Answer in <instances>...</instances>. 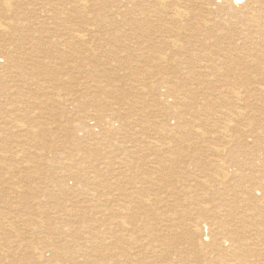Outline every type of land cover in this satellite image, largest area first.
<instances>
[{
    "label": "bare ground",
    "instance_id": "bare-ground-1",
    "mask_svg": "<svg viewBox=\"0 0 264 264\" xmlns=\"http://www.w3.org/2000/svg\"><path fill=\"white\" fill-rule=\"evenodd\" d=\"M89 1L74 0L76 4L69 12L63 11L64 5L58 7L56 16L53 14L60 18L64 13H79L81 18V25L77 29L65 33L63 49L55 50L54 54H60L59 60L68 58L64 55V48L71 50H67L70 55L78 50L75 51V44L85 48L79 50L83 69L78 71L77 79L78 97L81 99L79 105L83 108L84 116L67 133L61 149L55 152V145L37 142L36 134L43 135L46 130L28 122L27 114L22 110L25 107L19 109L24 112L21 113L23 115L16 113L14 118L10 113L11 116L5 118L3 114L7 111L1 112L0 103V120H3L0 124H4L0 128L9 127L8 124L13 122L18 124L16 126L22 125L25 130L19 134L21 138L24 137L28 143L33 142L39 150L35 157L31 156L32 151L29 152L28 147V150L20 151V156L25 158L20 163L26 165L25 171H29L20 176L21 181L25 182L23 187L13 184L11 189L15 194L20 190L22 194L26 191L35 193L37 171L54 165L59 169V174L48 182L42 180L40 184L58 191L59 198L51 197L61 200L33 205L38 215H48L52 210L53 216L44 217L43 220L31 210L26 215L29 218L21 217L24 218L19 223L22 226L16 225L24 229L21 235H17L18 229L14 227L13 217H10L12 213L6 214L8 225L0 222V230L4 231H0L2 245L13 243L12 233L16 237L13 248L4 246L6 254L13 258L6 264H264V0H126L129 6L124 9H129L117 6L118 13H114L117 18L112 15L116 19H109L98 12L88 14ZM2 3L0 17L3 19L12 13H8L10 5L4 0ZM44 13L47 14V11ZM116 20L121 22V27L132 30L133 46L129 42L125 44L122 40L125 37L116 35L115 31L108 39L109 49L105 48L101 55L98 49L102 50V46H94L95 51L90 49L85 37L92 38V32H98V23L109 28L116 26ZM9 24L8 21V29L7 24H0V58L4 59L0 65V92L3 97L16 96L9 106L19 102L21 96L20 104L27 103L28 106L33 104L32 100H28L34 95L33 92L46 89H39L32 82L34 77L44 72L52 74L56 70L36 60L35 49L41 47V41L34 43L30 40L29 52L25 48L23 50L22 43L7 47L10 32L7 31L13 29L17 32L20 25ZM23 27L33 39L35 28L30 24ZM28 37L18 36L16 40L22 42ZM115 40L119 43L116 48L117 42L113 45ZM137 48L139 51L146 49L145 54H140ZM183 49H186L185 52ZM187 53L189 60L206 63L204 67L208 72L206 69L202 72L197 69L181 72L172 67L171 62L185 61ZM98 55H107L106 58L113 64L121 58L128 62L132 56H136L135 60L142 62V65L130 63L118 77L120 82H127L128 87L117 82L114 84V81L102 84L98 82L102 73L98 69ZM27 61L30 63L25 67ZM216 83L223 86L221 92L214 90ZM211 92H216V95L210 96ZM27 93L30 98L24 99ZM242 94L243 97L240 96ZM98 95L112 99L110 104L126 107L129 116H136V119L133 121L126 117V120H122L120 113L114 111L112 118L102 122V128L95 133L98 125L92 121L95 116L98 122V114L103 117V105L106 104L101 102L102 99L98 100ZM87 104L93 113L87 111ZM252 105H256V109H251ZM125 127H140L138 133H131L137 139L133 141L135 149L128 156H142V159L133 169L129 166L131 159L120 161L117 177L109 182V179H105L108 164L102 162L99 165L98 162L105 159L113 161L114 158L100 149V142L110 146L107 137L115 138L117 133L125 132ZM147 133L159 139H148L145 137ZM212 134H216L219 140L212 138ZM46 157L52 160L46 162ZM19 158L18 155L14 156V160ZM27 158L37 161H32L30 166ZM68 179L73 181L72 187L68 186ZM128 182L135 188L136 184L144 187L138 188L140 191L136 196L126 195L125 185L128 186ZM112 189L119 193L114 199L107 197ZM87 193L96 195V199L91 201L86 198V201H82L80 197H86ZM161 194H165L164 197ZM1 199L2 205L4 201ZM21 199L22 202L18 201L21 208L33 209L26 198ZM42 208H46V211ZM89 209L99 214L98 219L109 235L89 246L90 252L85 250L89 244H86L87 239L82 232L87 230L91 236L98 237V227L93 228L98 221L87 219ZM81 238L85 241L78 248ZM71 243L77 246L76 252L83 253L82 262H75V259L70 263L64 262L63 255L71 249ZM78 256L81 257V254Z\"/></svg>",
    "mask_w": 264,
    "mask_h": 264
},
{
    "label": "rangeland",
    "instance_id": "rangeland-1",
    "mask_svg": "<svg viewBox=\"0 0 264 264\" xmlns=\"http://www.w3.org/2000/svg\"><path fill=\"white\" fill-rule=\"evenodd\" d=\"M3 0H0V5L2 6V2ZM37 1V2H36ZM45 1V2H44ZM57 3H56V2ZM74 0H4V2H6L8 5H10V12L8 13H12L9 17H5V18H1L0 17V22L3 24L4 23V26L7 24V29H8V21H9V26L12 25V24H20L18 27L19 29L17 30V32H14L13 29H9L7 32H9V41H7V47H14V46H17L18 44L22 43L23 44V50L24 48L26 49V52H29V46H30V43L32 44V42H38L40 43L41 41V47L35 49V52L37 54V58L36 60H40L39 62L44 64V65H48L47 67L49 69H54L56 70V72L50 74L48 72H44V73H41L40 75H37L36 77H34L35 79L32 81L33 83H35V85H37L39 87V89H42V88H45L44 90H41V91H38V92H33L34 95L31 96L32 98L31 99H28V100H32L33 101V104H30L28 106L27 103L26 105H21L20 102H21V99H22V96L20 97V100L19 102L13 104V105H10V103H12L13 101L11 100H14V98H16V96H12V98H8V97H3L1 95L2 92H0V103L1 104V112H6L5 114H3V116L6 118L10 115L11 113V117H14L16 118V116H14L16 113H23L26 112L27 114V119H28V122L29 123H33L36 125H39L37 126L38 129H41L43 131H45V133L43 135H37L36 134V138L38 139L37 142H41V144H46V142L48 144H52V145H55L56 146V151H59L61 149V144L63 143V141L67 138V133L68 132H71V128L74 127L78 121H81L83 120L82 116H84L82 114V110L83 108L80 107L79 105V102H80V98L78 97L79 94H78V85H77V79L79 78V75H78V71L81 72V70L83 69L81 66V63H80V58H79V50L80 51H83L84 49L83 48H80L77 44L73 45V46H76L75 47V51L76 49H78L76 51V53L74 54H71L69 52H71V50L69 49H66L64 48V55H66L68 58L63 59L62 60H59V55L60 54H54L56 53L55 50H59L61 51L63 49V41L64 39L66 38V34H68V32H71L74 31V29H77L78 26L81 25V18L79 17V13H64L60 18L58 17H54L56 16L55 15V12L57 9H59L60 7L62 8L64 5L65 7H63V11L64 12H67L70 8H72L76 3L73 2ZM99 3H98V2ZM39 2V4H38ZM55 2V3H54ZM64 2V4H63ZM93 2V3H92ZM2 3V4H1ZM41 3V4H40ZM102 3V4H101ZM141 4V2H139ZM55 4V5H54ZM89 4V8L87 10V12H89L88 14H92V13H97L98 14H102L104 15L105 17L109 18V19H114L116 17V15L114 13H118L117 12V9L120 7V9H124L125 7L129 6V4L127 3L126 4V0H91L89 1V3H87V5ZM120 4V5H119ZM45 5V6H44ZM77 5H79L77 3ZM0 6V8H1ZM21 6V7H20ZM55 6V7H54ZM69 6V7H67ZM81 7H83L82 5H80ZM92 6V7H91ZM109 6V7H108ZM119 6V7H117ZM59 7V8H58ZM96 8V9H95ZM107 8V9H105ZM47 11V14L44 13ZM93 9H95L94 11H92ZM112 9V10H111ZM129 9L126 8L124 10H127ZM123 10V11H124ZM13 11V12H12ZM50 11V12H49ZM92 11V12H91ZM110 11V12H109ZM69 12V11H68ZM33 13V14H32ZM40 13H43V14H39ZM54 14V16H53ZM49 15V16H48ZM69 15V16H68ZM72 15V16H71ZM115 17H113V16ZM29 16V17H28ZM37 16V17H36ZM51 16V17H50ZM34 17V18H33ZM38 18V19H37ZM45 18V19H44ZM117 18V17H116ZM115 18V19H116ZM7 19V20H6ZM9 19V20H8ZM17 19V20H16ZM51 19V20H49ZM56 19V20H55ZM6 20V21H5ZM22 20V21H21ZM61 20V21H60ZM33 21V23H32ZM48 21V22H47ZM71 21V22H70ZM6 22V23H5ZM16 22V23H15ZM19 22V23H18ZM37 22V23H36ZM58 22V23H57ZM62 22V23H60ZM79 22V23H78ZM0 23V24H1ZM41 23V24H40ZM53 23V24H52ZM116 23V26H113V27H110L107 28L108 26H104L103 24H100L98 23V32L97 31H94L92 32V38H90L91 36H88V37H85L86 38V42H88V45H90V49L93 48L94 51H95V47L94 46H97L98 45V48H100L101 46L103 47L102 50L98 49V54L103 53V50H105V48L109 49V37L115 32L117 31L116 35H122L124 36L125 38L122 39L124 40V43L127 44H130L131 46H133V41H131V34H132V30L130 29H127L126 27L123 28L121 27V22L119 20H116L115 21ZM26 24H30L34 29L35 31V34L32 35V38L30 37L29 34H27L26 32V29L23 27V25L25 26ZM22 25V27H21ZM65 25V26H64ZM3 26V27H4ZM119 26V27H118ZM47 27V28H46ZM54 27V28H53ZM75 27V28H74ZM58 28V29H57ZM63 28V29H61ZM100 28V29H99ZM107 28V29H106ZM61 29V30H59ZM67 29V30H65ZM50 32H49V31ZM72 30V31H71ZM109 31V32H107ZM22 32V33H21ZM38 32V33H37ZM66 33V34H65ZM100 33V34H98ZM1 34V33H0ZM59 34V36H58ZM98 34V37H96ZM106 34V35H105ZM26 36L28 35V39L27 40H23L22 42H18L16 40V38H18V36ZM48 35V36H47ZM104 35V36H103ZM15 36V37H13ZM17 36V37H16ZM41 36V37H40ZM108 36V37H106ZM58 37V38H57ZM15 38V39H13ZM45 38V39H44ZM60 38V39H59ZM62 39V40H61ZM32 42H31V41ZM89 40V41H88ZM17 41V42H16ZM48 41V42H47ZM26 42V43H25ZM117 41L115 40L113 42V45H115ZM94 43V44H93ZM98 43V44H97ZM109 43V44H108ZM12 44V45H10ZM51 44V45H50ZM102 44V45H101ZM25 45V46H24ZM58 45V46H57ZM100 45V46H99ZM119 43L117 42L116 43V47H118ZM122 45V44H121ZM5 46V47H6ZM58 48H57V47ZM61 47V49L59 48ZM141 49V48H140ZM198 49V48H197ZM28 50V51H27ZM69 50V52L67 51ZM138 52L140 54H145L144 52H146V49H141L139 51V49L137 48ZM186 49H183L182 51L185 52ZM191 51V48L189 49ZM189 51V52H190ZM18 52V50H17ZM48 52V54H47ZM67 52H68V55H67ZM166 52V51H165ZM194 52V51H193ZM39 53V54H38ZM167 54H170L169 52H167ZM51 55V57H50ZM101 55V54H100ZM98 55V56H100ZM47 56V57H46ZM54 56H55V59H54ZM185 61H175V62H171L170 64H172V67H175L176 69H178L179 71L181 72H184L186 70H198L200 72H202L204 69H206V71L208 72L207 68H205L206 66V63L204 64L203 62L202 63H199V62H196L194 60H189L188 58V53L185 55ZM26 57V56H24ZM103 59H102V58ZM107 55L105 56H100V58L98 59V69L102 71L100 75V79L98 78V82L102 83V84H106V83H110V82H113L114 84H117L119 83L118 85H124L126 86L127 82L125 83H122L120 82V78H118L119 76H121L120 74H123V70L124 68H127V65H129L130 63L132 64H135V63H138L140 65H142V62H138V60H135L137 59L136 56H132V60L128 61L127 62V59H119V61L117 63H111L110 59L109 58H106ZM51 58V59H48ZM74 61H73V60ZM105 59V60H104ZM134 59V60H133ZM35 60V59H34ZM44 60L46 62H44ZM101 60V61H100ZM2 61V62H1ZM4 59L3 58H0V65L3 63ZM191 61V62H190ZM102 62V63H101ZM120 62V63H119ZM124 62V65H122V63ZM189 62V63H188ZM30 63V61L26 63L25 67H28V64ZM56 63V65L54 64ZM67 63V64H65ZM69 63V65H68ZM105 63V64H104ZM181 63V64H180ZM65 64V66H64ZM192 66H191V65ZM195 64V65H194ZM51 65V67H50ZM118 65V67H117ZM177 65V67H176ZM185 65V66H184ZM58 66V67H57ZM63 66V67H62ZM205 66V67H204ZM75 67V68H74ZM123 67V68H122ZM191 67V69H190ZM195 67V68H194ZM198 67L200 69H198ZM74 68V69H73ZM116 70H115V69ZM203 68V69H202ZM58 69V70H57ZM61 69V70H60ZM66 69V70H65ZM77 69V70H76ZM104 70V71H103ZM196 70V71H197ZM75 71V72H73ZM116 71H119L116 72ZM116 72V73H115ZM206 72V73H207ZM42 75V76H41ZM56 75V76H55ZM64 75V76H62ZM68 76V77H67ZM67 77V78H66ZM112 77V78H111ZM115 79H114V78ZM50 78V79H49ZM61 78V79H60ZM73 78V79H72ZM118 78V79H117ZM44 80V81H43ZM59 80V81H58ZM103 80V81H102ZM109 80V81H108ZM35 81V82H34ZM42 81V82H41ZM63 81V82H62ZM66 81H68L69 83H67ZM102 81V82H101ZM117 82V83H116ZM50 84V88L48 87L49 84ZM44 84V85H43ZM65 84V86H64ZM73 84V85H72ZM54 85V86H53ZM71 85V86H69ZM60 86V87H59ZM75 87V88H74ZM128 87V86H126ZM215 89L214 90H218L220 91L221 88H223V86H221V84L219 83H216L215 84ZM65 90H63V89ZM68 89V90H67ZM70 90H73L72 92L69 93ZM1 91V90H0ZM46 91V92H45ZM54 91V92H53ZM62 91V93H61ZM67 91V92H66ZM59 95V98H57V94ZM73 92L75 94H73ZM221 92V91H220ZM72 93V94H71ZM216 92L214 93H210V96H214L216 95L215 94ZM41 94V95H40ZM45 94V95H44ZM48 94V95H47ZM52 94V95H51ZM56 94V95H55ZM68 94V95H67ZM28 95V96H27ZM26 95V98L24 99H27V98H30V94L27 93ZM51 95V96H50ZM67 95V97H66ZM50 96V97H49ZM64 96V97H63ZM104 96V95H103ZM102 95H98V100H101L102 99V103H106L104 104V115L103 117H99L100 115L98 114V122L96 121V117L94 116V120L92 121L93 123H95V125L97 124L98 127L95 128V133L98 132V130L100 129L101 125H102V122L104 121H108V119L112 118V114L117 112V113H120L121 115V118L122 120H126V117L127 119L129 118L130 120H135L136 119V116H129V113L128 110L123 108V107H120L118 105H114V104H110L109 102L112 100V99H105V96L103 97ZM243 97V94L240 95ZM14 97V98H13ZM52 97V98H51ZM54 97H56V99H54ZM228 97V96H227ZM47 98V100H46ZM78 98V99H77ZM6 99V100H5ZM36 99V100H35ZM59 101H58V100ZM73 99V100H72ZM75 99V100H74ZM104 99V100H103ZM66 100V101H65ZM227 100H232V99H227ZM4 101V102H3ZM44 101V103H43ZM54 101V102H53ZM70 101V102H69ZM106 101V102H105ZM233 101V100H232ZM7 102V103H6ZM36 102V103H35ZM56 102V103H55ZM100 102V103H101ZM19 103V104H18ZM42 103V104H41ZM58 103V104H57ZM64 103V104H63ZM109 103V104H108ZM34 104H36L34 106ZM18 105V106H17ZM33 105V106H32ZM60 105L62 107H60ZM15 106L17 107L15 109ZM42 106V107H41ZM57 106V107H56ZM6 107V108H5ZM21 107H25V110L22 109ZM35 107V108H34ZM59 107V108H58ZM66 107V108H65ZM243 108H246L242 105ZM62 108V109H61ZM77 108V109H76ZM19 109H22L24 112H22L21 110ZM53 109V110H51ZM81 111H80V110ZM86 109L87 111H90L91 109L89 108V105L87 104L86 105ZM251 109H256V105H252L251 106ZM5 110V111H4ZM17 112H16V111ZM49 110V111H48ZM60 110V111H59ZM121 110V111H120ZM15 111V113H14ZM44 111V112H43ZM58 111V112H56ZM78 111V112H77ZM115 111V112H114ZM123 111V112H122ZM0 112V114H1ZM38 112V113H37ZM64 112V113H63ZM74 112V113H73ZM94 111L91 110L90 113H93ZM31 113V114H30ZM40 113V114H39ZM49 113V114H48ZM58 113V114H57ZM21 114V115H23ZM29 114V115H28ZM43 114V116H42ZM46 114V115H45ZM53 117H52V115ZM57 116H56V115ZM66 114V115H65ZM73 115V116H69V115ZM31 115V116H30ZM39 115V116H38ZM51 115V116H50ZM65 115V116H64ZM125 115V116H124ZM46 116V117H45ZM39 117V118H38ZM50 117V118H48ZM52 117V118H51ZM74 117V118H73ZM69 121H68V119ZM78 118H82V119H78ZM42 119V121H48L47 123L48 124H45L44 122L40 121ZM50 119V120H49ZM58 119V120H57ZM65 119V120H64ZM35 122H34V121ZM52 120V121H51ZM54 120V122H53ZM102 120V121H101ZM3 121V120H0V122ZM23 123H24V120H22ZM21 121V122H22ZM38 123H37V122ZM56 121V122H55ZM66 122V123H65ZM76 122V123H75ZM40 123V124H39ZM63 123V124H62ZM24 124H27V123H24ZM57 124V125H56ZM66 124V125H65ZM4 125V124H0V127ZM8 126L4 127L3 129L0 128V164H2L0 166V188L3 189L1 190L2 192H4V194L1 192L0 194V199L1 201H4L2 202L3 204L1 205L0 204V213L2 215H0V222L1 223H4L5 225H8L7 222H8V215L6 214H11L10 217H13L12 218V221L14 223V227H17V226H22V224H19L20 223V220L21 219H24V218H29L27 217L28 216V212H31V210L33 211L32 213H35L34 215L36 216H41L43 217V220L44 217L45 218H50L51 216L49 215H52L51 212L48 213V215L46 214H37L36 210H35V207H33V205H35L36 203L38 202H54L55 198H59V192L56 191L55 189H53L51 186L49 185H42L40 184L42 182V180H45L46 182H48L47 180H50V179H53L55 177V175H58L59 174V169L57 167H55L54 165L53 166H47L45 168H40L38 171H37V175H35V180L34 182L37 184V189L35 191V193H30L28 191L24 192L23 194L21 193L22 190H20V192H18L17 194H15L16 192L13 191L11 189V186H13V184H20L22 187L23 185L25 184V182L23 183L21 181V175H24L26 174V171L28 172L29 170L26 169L25 171V167L26 165L25 164H21V159L23 158V160L25 159L24 156H20L22 150H30L29 152H31V156H38V147L35 146V144L32 142H26V140H24V137L21 138V136L19 135L20 133H22L21 131L25 130V127H23L22 125L21 126H16L18 124H16L15 122H13L11 125L8 124ZM16 127H15V126ZM61 125V126H60ZM10 126L13 128L11 129ZM14 126V127H13ZM43 126V128H42ZM47 126V127H46ZM22 127V128H21ZM41 127V128H40ZM49 127V128H48ZM257 127V126H256ZM16 128V129H15ZM47 128H48V132L47 131ZM102 128V127H101ZM8 129V130H7ZM11 129V130H9ZM22 129V130H21ZM69 129V130H68ZM138 129H140V127H125V132H123L122 134L119 132L116 134L115 138L112 136V137H107V140L110 141V146H106L105 143H101L100 142V149L102 151H104L105 153H107V155L109 156H113V161L110 160V159H105L104 161L103 160H100L98 163L99 165H102L101 163L104 162L106 164H108V166L106 167V171L107 173L105 174V179L108 180L109 179V182H111L114 178H116L117 174H118V171L120 169V161H130L131 159V163L129 166L133 169V168H137V166L139 165V162H141V157H134L133 155H131L132 157H129L128 155L132 152V150L135 149V141L137 139V136H134V135H131V133L134 131V132H137L138 133ZM6 130V132H5ZM52 130V131H51ZM55 132H54V131ZM127 130V131H126ZM4 131V132H2ZM57 131V132H56ZM19 132V133H18ZM6 135H5V134ZM8 133V134H7ZM55 133V134H54ZM231 133V131H230ZM11 134V136H10ZM13 134V135H12ZM50 134V135H49ZM53 134V135H52ZM5 135V137H4ZM122 135V136H121ZM126 135V136H124ZM139 135V134H138ZM14 136V138H13ZM17 136H18V140H17ZM24 136V135H23ZM154 136V137H153ZM4 137V138H3ZM40 137V138H39ZM49 137H51L50 139H48ZM57 137V138H56ZM147 137L148 139L151 138H156V139H159L156 135H153V134H150V133H147ZM2 138V139H1ZM8 138V140H7ZM12 138V139H10ZM16 138V139H15ZM113 138V139H112ZM120 138V139H118ZM146 138V139H147ZM212 138L216 139L218 138V136L216 134H212ZM43 139V140H42ZM7 142H5V141ZM17 140V141H16ZM122 140V141H121ZM132 140V141H131ZM212 140V139H211ZM216 140H219V139H216ZM4 141V142H3ZM51 141V142H50ZM6 143V144H5ZM22 143V144H21ZM24 143V144H23ZM31 143V144H30ZM117 143V144H116ZM9 144V145H8ZM16 144V145H15ZM20 144V145H18ZM125 144V145H124ZM4 145V146H3ZM32 145V146H31ZM104 145V146H103ZM3 146V147H1ZM8 146V147H7ZM22 146V147H21ZM24 146V148H23ZM16 147V148H15ZM28 147V149H27ZM30 147V148H29ZM34 147V148H33ZM112 149H111V148ZM20 148V149H19ZM105 150H104V149ZM117 148V149H116ZM32 149V150H31ZM121 149V150H120ZM131 149V150H130ZM7 150V151H6ZM19 150V151H18ZM38 151V152H35ZM111 151V152H109ZM123 151V152H122ZM15 152V153H14ZM127 152V153H126ZM13 153V154H12ZM19 153V154H17ZM11 154V155H10ZM33 154V155H32ZM43 154V153H42ZM41 154V155H42ZM7 155V156H6ZM15 155H18V158L19 159H15L14 160V156ZM129 159H128V158ZM135 158V159H134ZM141 158V159H140ZM28 159V158H27ZM46 159L45 161L46 162H50L52 160L51 157H46L44 158ZM49 159V160H48ZM127 159V160H126ZM134 159V160H133ZM29 162H27L30 166H32V161L35 163L36 161L34 160V158L31 159H28ZM28 160H25V161H28ZM19 161V163H18ZM133 161V162H132ZM136 161V162H135ZM8 162V163H7ZM119 162V163H118ZM15 166H14V164ZM21 164V165H20ZM136 164V165H135ZM134 165V166H133ZM5 166V167H4ZM8 166V167H6ZM13 166V167H12ZM23 166V167H21ZM21 167V168H20ZM7 168V170H6ZM14 168V169H13ZM52 168V169H51ZM32 169V168H31ZM55 169V170H54ZM9 170V171H8ZM18 170V171H17ZM5 171V172H4ZM54 171V172H53ZM16 172V173H15ZM25 172V173H24ZM9 175V176H5V174ZM18 173V174H17ZM31 173H33V170H31ZM49 173V174H48ZM11 174L13 176H11ZM45 174V175H43ZM54 176H53V175ZM2 175V176H1ZM33 175V174H32ZM2 177V178H1ZM12 177V178H10ZM16 177V178H15ZM5 181H4V180ZM14 179V180H13ZM111 179V180H110ZM18 180V181H17ZM39 180V181H38ZM4 181V182H3ZM8 181V182H7ZM12 182V183H11ZM20 182V183H18ZM4 183V184H3ZM67 183L69 184L68 186L69 187H72L74 185L73 181L72 180H67ZM40 186H39V185ZM2 186V187H1ZM10 186V188H9ZM125 187L129 190L126 189L125 191V194L126 195H132V196H136V193H138V188H142L144 186H141L140 184H136V187L135 188L134 186H130V183L128 182V186L127 184L125 185ZM10 192H9V190ZM42 189V191H41ZM134 189V190H133ZM133 190V192H132ZM137 190V191H135ZM6 191V193H5ZM112 191V192H111ZM135 191V193H134ZM164 192L168 191V190H163ZM14 192V193H12ZM48 192V193H47ZM55 192V193H54ZM115 192V193H114ZM11 193V194H10ZM46 193V194H45ZM3 194V195H2ZM43 194V195H41ZM45 194V195H44ZM119 194V193H118ZM117 192L112 189L110 190L109 194L107 195L108 198L110 199H114L118 196ZM134 194V195H133ZM10 195H12V197H10ZM23 195V196H22ZM30 195V196H29ZM33 195V196H32ZM35 195V197H34ZM49 195V196H48ZM85 196H83L82 198L80 197V199L82 201H86V198H88L89 200L93 201L96 199V195L92 194L91 193H87L85 194ZM165 194H161L162 197H164ZM7 196V197H6ZM20 198H17L19 197ZM26 196V197H25ZM29 196V197H28ZM45 196V197H44ZM51 196H54L55 198H52ZM21 197H24V199L26 198L27 201H29L30 205L32 206L33 209H30V211L27 209H24V208H21L18 204V201H21L22 202V199ZM28 197V198H27ZM69 197V196H68ZM100 197V195H99ZM9 198H12V199H9ZM15 198V199H13ZM32 198V199H31ZM35 198V199H34ZM70 199L72 198V196L69 197ZM105 198V197H104ZM38 200V201H37ZM43 200V201H42ZM60 199L58 200H55V201H59ZM66 200V197L65 199ZM74 200V199H73ZM6 202H9V203H6ZM89 202V201H88ZM88 202H86L88 204ZM52 205V203H50ZM50 204H45L47 207H50L51 205ZM49 205V206H48ZM109 206V205H108ZM8 207V208H7ZM16 207V208H15ZM19 207V208H18ZM7 208V209H6ZM111 208V207H110ZM6 209V211L4 210ZM15 212H14V210ZM22 209V210H21ZM24 209V210H23ZM4 210V211H3ZM42 210L46 211V208H42ZM9 212V213H8ZM21 213V214H20ZM26 213V214H25ZM89 215H87V218L88 220H97L96 222V225L93 224V228L94 226H97L98 228L96 229V232H98V237L96 236H91V234L89 233V231H85V232H82V236L84 238L87 239V245L86 246L88 249H85L86 251L89 250L88 252L91 251V249H89V246L99 242L101 239H105L106 237H109V235H107V231H105V227H104V224L101 223L100 219L99 218V214H96L95 212L93 211H90L89 209ZM16 214V215H15ZM92 214V215H91ZM27 215V216H26ZM25 216V217H24ZM36 216H33L36 217ZM21 217H24V218H21ZM97 217V218H96ZM18 218V219H17ZM5 219V220H4ZM14 219H17V220H14ZM9 223V222H8ZM30 223H32L30 221ZM102 224V226H101ZM17 225V226H16ZM34 228V226H33ZM18 229V233L17 235H21L24 231V229L22 227H17ZM98 230V231H97ZM1 231V230H0ZM2 233H4V231H1ZM0 232V235L2 234ZM105 232V233H104ZM84 233H87V234H84ZM89 234V235H88ZM85 235V236H84ZM106 235V236H104ZM12 240H16V237H15V233H12ZM39 238H41V236H37ZM92 237V238H91ZM89 239V240H88ZM98 240V241H97ZM111 240V239H110ZM13 241V243H14ZM85 241V239H82L81 238V241L79 240V242L77 241V243L80 244L77 245L78 248L81 247L82 243ZM12 244H8V245H5L3 244L2 245V242L0 240V251H2L0 253V264H6V263H10V260H13V258L10 256V255H7L6 254V247H10V248H13L12 246H14ZM73 245V246H72ZM99 245V244H98ZM77 246L75 245L74 246V243L70 245V250L65 253L63 255L64 257V262L65 263H70L72 261V259H75L74 261H78V262H82L83 258H82V252H79L76 250H78ZM77 248V249H76ZM85 251V252H86ZM4 252V253H3ZM81 254V257L78 256L79 254ZM73 254V255H72ZM76 254V255H75ZM68 255V256H67ZM70 256V257H69ZM86 258V256H84ZM92 257H94V254H92ZM5 258V259H4ZM8 258V259H7ZM70 258V260L68 259ZM78 258V259H77ZM80 258V259H79ZM91 258V257H90ZM95 258V257H94ZM67 259V260H66ZM4 260V261H3ZM8 260V261H7ZM69 261V262H68Z\"/></svg>",
    "mask_w": 264,
    "mask_h": 264
}]
</instances>
